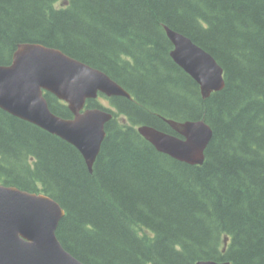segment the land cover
Listing matches in <instances>:
<instances>
[{"label":"trees","instance_id":"trees-1","mask_svg":"<svg viewBox=\"0 0 264 264\" xmlns=\"http://www.w3.org/2000/svg\"><path fill=\"white\" fill-rule=\"evenodd\" d=\"M56 2L0 0V65L40 44L102 71L131 99L107 98L113 118L91 173L73 146L0 109V184L55 200L56 237L82 264H264V0ZM164 27L215 59L220 92L202 98L171 59ZM164 119L211 128L201 165L137 132L174 134Z\"/></svg>","mask_w":264,"mask_h":264},{"label":"water","instance_id":"water-1","mask_svg":"<svg viewBox=\"0 0 264 264\" xmlns=\"http://www.w3.org/2000/svg\"><path fill=\"white\" fill-rule=\"evenodd\" d=\"M164 31L172 45L171 59L199 86L202 98L220 92L225 82L215 59L182 34L168 27ZM43 92L65 102L73 118L65 120L51 113ZM98 93L131 99L102 71L40 44L19 45L11 63L0 66V109L72 145L89 172L106 136L105 125L112 119L110 112L84 109L86 100L97 98ZM165 122L177 135L146 125L137 131L159 153L201 165L211 128L201 120ZM63 217V209L53 199L0 184V264H82L56 237ZM197 264L230 263L209 260Z\"/></svg>","mask_w":264,"mask_h":264},{"label":"rangeland","instance_id":"rangeland-1","mask_svg":"<svg viewBox=\"0 0 264 264\" xmlns=\"http://www.w3.org/2000/svg\"><path fill=\"white\" fill-rule=\"evenodd\" d=\"M67 0H57L55 7H60L62 5H64L66 3ZM101 104H103L104 106H106L107 108H110L109 103L107 102V100L102 97L98 100Z\"/></svg>","mask_w":264,"mask_h":264},{"label":"bare ground","instance_id":"bare-ground-1","mask_svg":"<svg viewBox=\"0 0 264 264\" xmlns=\"http://www.w3.org/2000/svg\"><path fill=\"white\" fill-rule=\"evenodd\" d=\"M50 94V93H49ZM56 98V97H55Z\"/></svg>","mask_w":264,"mask_h":264}]
</instances>
